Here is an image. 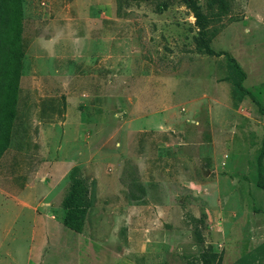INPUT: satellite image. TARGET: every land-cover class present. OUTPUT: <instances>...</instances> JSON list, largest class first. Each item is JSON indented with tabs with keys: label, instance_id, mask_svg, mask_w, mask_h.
Returning <instances> with one entry per match:
<instances>
[{
	"label": "rangeland",
	"instance_id": "374dc122",
	"mask_svg": "<svg viewBox=\"0 0 264 264\" xmlns=\"http://www.w3.org/2000/svg\"><path fill=\"white\" fill-rule=\"evenodd\" d=\"M254 100L264 0H0V264H60L69 235L78 264H234L264 242Z\"/></svg>",
	"mask_w": 264,
	"mask_h": 264
},
{
	"label": "trees",
	"instance_id": "16d2710c",
	"mask_svg": "<svg viewBox=\"0 0 264 264\" xmlns=\"http://www.w3.org/2000/svg\"><path fill=\"white\" fill-rule=\"evenodd\" d=\"M18 38H20V34H18V36L14 42V45H15V48L17 51H18L19 44H17L16 42H17ZM19 56H20V54H19ZM228 59L231 62V64L237 69L239 75L241 77H243L244 74H243L242 70L239 68L238 64L235 62V60L229 56H228ZM18 66L19 65H17V68H19ZM14 75H15V79H16L18 76L17 70L15 71ZM234 85L240 91L241 95L248 93L247 90L242 88L240 79L237 80L234 83ZM4 101H5L7 110L14 109V106L16 103V86H15V84L12 85L10 94L5 98ZM254 102L257 105L259 112L264 117V109L261 107L259 102L255 101V100H254ZM263 155H264V133L262 136L261 147H260V150H259L257 157H256V168H257V172H258L257 184L264 189V184L262 182H260V174L262 171L261 162H262ZM69 179H70L69 189L63 198V205L67 209L66 215L63 219V224L72 230L78 231L81 224H82L85 212L88 209V207H90L91 202L88 199L87 195L82 191L83 190L82 187L85 188L84 182L74 178V172L73 171L70 172ZM72 202H76V203L81 202V204H80V206H77V207L69 206V204ZM263 251H264V242L258 244L256 247H254V249L251 252L245 253V254L241 255L240 257H238L235 260L234 264H258L259 261H261V260H259V258H257V257ZM215 264H219L218 259H216Z\"/></svg>",
	"mask_w": 264,
	"mask_h": 264
},
{
	"label": "crops",
	"instance_id": "0c3cea01",
	"mask_svg": "<svg viewBox=\"0 0 264 264\" xmlns=\"http://www.w3.org/2000/svg\"><path fill=\"white\" fill-rule=\"evenodd\" d=\"M62 243L63 241L61 242L60 245H62ZM80 243H85V240H83L81 236L79 235L67 236L66 241L63 243V245L65 246V251H66V254L68 255L67 258L69 259H64V260L61 259L62 261L60 262V264H74L73 262H75V264L80 263L79 258H78L79 253L81 252ZM93 254H94V251H93Z\"/></svg>",
	"mask_w": 264,
	"mask_h": 264
}]
</instances>
